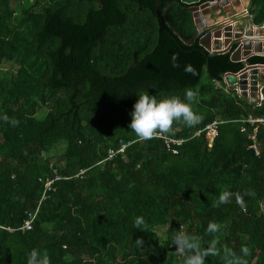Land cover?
I'll list each match as a JSON object with an SVG mask.
<instances>
[{
    "label": "trees",
    "instance_id": "1",
    "mask_svg": "<svg viewBox=\"0 0 264 264\" xmlns=\"http://www.w3.org/2000/svg\"><path fill=\"white\" fill-rule=\"evenodd\" d=\"M162 2L157 14L155 0H0V264H27L34 248L50 264H184L178 231L203 247L219 238L221 255L206 264H225L224 247L240 257L242 246L247 264H264V126L257 156L245 122L264 117V103L227 87L225 75L244 66L201 46L206 32L187 43L196 32L189 5ZM249 12L264 25V0H251ZM189 89L202 121L162 133L184 140L178 154L162 138L137 141L129 125L139 95L187 103ZM214 121L209 148L196 133ZM56 176L33 229L21 231ZM223 191L233 196L214 206ZM248 191L244 210L235 193ZM209 222L221 226L215 237Z\"/></svg>",
    "mask_w": 264,
    "mask_h": 264
},
{
    "label": "clouds",
    "instance_id": "2",
    "mask_svg": "<svg viewBox=\"0 0 264 264\" xmlns=\"http://www.w3.org/2000/svg\"><path fill=\"white\" fill-rule=\"evenodd\" d=\"M178 56L173 54L172 63L174 67H178ZM185 71L188 73L196 74V70L192 65L185 66ZM197 93L191 89L186 90L185 99L188 101L185 103L179 97H171L161 101H157L155 97L150 96L147 93L139 95V99L134 104V110L131 113L130 129L136 134L137 141H145L157 138L159 134L170 133L173 129L174 122H183L187 127H194L199 124L203 117L193 111L192 103L195 102ZM5 122H9V117L5 114L3 117ZM11 124L17 125L18 121L12 119ZM244 195L254 196L251 191L245 192L243 195L235 193V200L238 205L244 209ZM233 193L229 191H223L219 194L218 199L214 206L220 204H226L229 202ZM246 210V209H244ZM145 221L143 217H137L134 222L136 229H141V225H144ZM221 226L215 222H209L206 232L215 237ZM200 237L195 235H188L183 231H178L172 242L177 246V252L186 256L184 264H206V257L220 256L221 249L217 247L219 238H213L207 247H203L200 242ZM136 244L138 246L143 244V240L137 239ZM223 260L225 264H247V261L243 257H247L251 254V250L247 246H242L240 249L241 256L238 257L234 251L224 247L223 248ZM27 264H50V258L47 251H40L38 249H32L28 254Z\"/></svg>",
    "mask_w": 264,
    "mask_h": 264
},
{
    "label": "water",
    "instance_id": "3",
    "mask_svg": "<svg viewBox=\"0 0 264 264\" xmlns=\"http://www.w3.org/2000/svg\"><path fill=\"white\" fill-rule=\"evenodd\" d=\"M155 1L157 2L156 12L158 14L163 2L162 0ZM180 1L190 6L189 11L196 25V32L187 43H193L202 33L206 32L200 37V44L207 51L217 54L231 52V60L236 63L241 62L244 68L238 74L228 73L226 81L231 86L239 85L243 96L254 98L258 90V83H264V64H250L249 59L254 56L264 57V27H256L251 18L246 17L250 22L246 28V24L239 22V13L237 12L226 18L233 20L234 26L225 24L226 19L209 23L210 19L216 18V14L232 11L234 8L242 6L241 0ZM166 11L164 12L165 19ZM161 27L163 26L161 25ZM172 30L174 31V29ZM221 45L223 48L214 49V46ZM233 48L235 49L232 50Z\"/></svg>",
    "mask_w": 264,
    "mask_h": 264
},
{
    "label": "built area",
    "instance_id": "4",
    "mask_svg": "<svg viewBox=\"0 0 264 264\" xmlns=\"http://www.w3.org/2000/svg\"><path fill=\"white\" fill-rule=\"evenodd\" d=\"M241 17H250L252 18V16L250 15L249 12V8H243V10L240 13ZM225 24H227L228 26H234V21L231 19H226L224 21ZM257 27V25H255ZM262 27H264V25H262ZM238 74V73H237ZM228 74L225 75L224 77V81L227 85V87H234L235 91L237 92V94L239 96L243 95V92L240 90L239 85H229L226 81V77ZM257 92L254 98L252 97H248L255 105L256 107H261L264 103V83H258L257 85ZM247 124H250L252 126H254V130H253V134L250 135L248 138L251 141V145H250V149L254 151V153L259 156L260 151H259V147H258V138H257V133L259 130L260 126H264V117H259V118H253L250 117L245 121ZM221 122L219 121H214L211 124H209L208 126H206L203 130H199L196 133V136H201L202 134H205V137L208 140V147L212 148L215 139L218 137L219 135V127H220ZM243 131H245V128L242 129ZM157 138H162L165 142L166 148L168 151L172 152L173 154H178L179 150L178 147L182 146V144L184 143V140H180V139H175L169 136H165L162 133L159 134V136ZM126 146H123L119 151L115 152V151H111L109 153V158L108 160L113 159L117 154L119 153H123L125 151ZM87 170H81L79 172V174H77L75 177H80L83 178V176L85 175ZM61 176H56L55 179L53 180H48L45 183V194L43 195L38 207L36 208L35 211L29 213L27 220L24 222L23 226L20 228L21 231L26 232V231H30L33 229L34 227V223L35 221L38 219V217L40 216V208H41V204L42 202L46 199V193L53 190V184L56 180L61 179ZM9 231H13L12 229H9Z\"/></svg>",
    "mask_w": 264,
    "mask_h": 264
},
{
    "label": "crops",
    "instance_id": "5",
    "mask_svg": "<svg viewBox=\"0 0 264 264\" xmlns=\"http://www.w3.org/2000/svg\"><path fill=\"white\" fill-rule=\"evenodd\" d=\"M241 3H242V6H238L237 8H234L232 11H227V12H222L221 14H216V18L210 19L209 20L210 21L209 23H214L216 20L217 21L224 20V19L228 18L229 16H231L233 13H236V12L237 13H240V11H241V9L243 7L249 8L250 3H251V0H241ZM239 19H240L239 22L242 23V24H246V28H248L250 22L245 17H240ZM221 47L223 48V45H221V46H214V49H219ZM234 49L235 48H233L232 50H234Z\"/></svg>",
    "mask_w": 264,
    "mask_h": 264
},
{
    "label": "flooded vegetation",
    "instance_id": "6",
    "mask_svg": "<svg viewBox=\"0 0 264 264\" xmlns=\"http://www.w3.org/2000/svg\"><path fill=\"white\" fill-rule=\"evenodd\" d=\"M243 8H245V7H243ZM243 8L241 9V11L243 10ZM241 11H240V13H241ZM240 13L238 14V17L240 18L241 16H240Z\"/></svg>",
    "mask_w": 264,
    "mask_h": 264
},
{
    "label": "rangeland",
    "instance_id": "7",
    "mask_svg": "<svg viewBox=\"0 0 264 264\" xmlns=\"http://www.w3.org/2000/svg\"><path fill=\"white\" fill-rule=\"evenodd\" d=\"M6 67H8V66H6Z\"/></svg>",
    "mask_w": 264,
    "mask_h": 264
}]
</instances>
